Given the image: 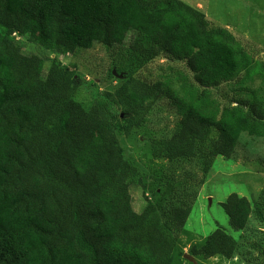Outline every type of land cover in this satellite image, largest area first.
<instances>
[{"label":"trees","instance_id":"16d2710c","mask_svg":"<svg viewBox=\"0 0 264 264\" xmlns=\"http://www.w3.org/2000/svg\"><path fill=\"white\" fill-rule=\"evenodd\" d=\"M13 35L68 54L117 48L113 70L127 79L109 95L115 113L85 110L68 87L70 68L52 59L43 76L44 60L16 52ZM158 58L192 77L175 72L176 90L135 78ZM259 80L264 64L180 0H0V264H182L176 236L192 211L184 185L164 175L154 192L163 191L137 214L130 187H148L124 160L118 133L129 137L169 100L180 120L169 139L152 141V156L173 168L198 159L205 171L232 156L241 134L264 137ZM222 84H232L237 107L212 99ZM221 207L235 231L252 215L264 222L257 200L231 194ZM237 250L218 226L192 252L230 260Z\"/></svg>","mask_w":264,"mask_h":264},{"label":"rangeland","instance_id":"374dc122","mask_svg":"<svg viewBox=\"0 0 264 264\" xmlns=\"http://www.w3.org/2000/svg\"><path fill=\"white\" fill-rule=\"evenodd\" d=\"M180 1L203 13L211 29L226 30L251 58L264 64V0ZM12 39L16 52L26 56L38 55L44 60L43 76L52 59L69 67L72 77L68 87L73 99L85 110L98 104L103 106L106 114L115 113L117 108L112 105L109 95L127 79L124 75H116L113 70L117 48L108 50L94 45L91 49L68 54L41 41H29L17 35ZM175 72L192 77L183 63L158 58L140 70L135 78L148 85L160 81L176 90ZM168 76L169 83L166 81ZM253 86L264 95V80L255 81ZM232 87V84H222L210 89L218 107H237L235 101L239 97ZM119 117L121 119L122 115ZM179 120L175 108L165 99L154 104L150 115L129 137L118 133L124 160L143 173V181L148 187L145 192L135 185L130 187L133 210L142 214L163 191L161 185L154 192L162 177L172 175L183 183L185 189L180 195L192 207L185 227L176 236L177 255L182 264H264V222L252 215L243 230L235 231L221 207L231 194H237L248 201H259L264 211V137L241 134L232 156L227 159L216 157L205 171L198 159L173 168L164 158L152 156L151 143L169 139ZM218 226L238 242L236 256L230 260L220 256L210 259L194 256L193 249L203 246ZM37 263L44 264L43 257Z\"/></svg>","mask_w":264,"mask_h":264}]
</instances>
